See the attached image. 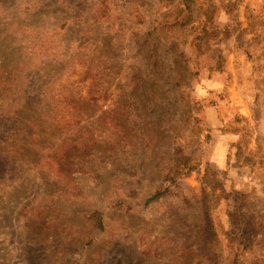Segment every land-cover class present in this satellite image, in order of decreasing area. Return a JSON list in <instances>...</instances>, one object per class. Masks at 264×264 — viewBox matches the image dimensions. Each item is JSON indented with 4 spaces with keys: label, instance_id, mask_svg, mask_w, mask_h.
<instances>
[{
    "label": "rangeland",
    "instance_id": "374dc122",
    "mask_svg": "<svg viewBox=\"0 0 264 264\" xmlns=\"http://www.w3.org/2000/svg\"><path fill=\"white\" fill-rule=\"evenodd\" d=\"M257 4L0 0V264H264Z\"/></svg>",
    "mask_w": 264,
    "mask_h": 264
},
{
    "label": "trees",
    "instance_id": "16d2710c",
    "mask_svg": "<svg viewBox=\"0 0 264 264\" xmlns=\"http://www.w3.org/2000/svg\"><path fill=\"white\" fill-rule=\"evenodd\" d=\"M156 199H158V193L151 200H156ZM203 218L204 219H203L201 245L205 250L211 252L216 249L218 238L211 213L207 208H205L203 212Z\"/></svg>",
    "mask_w": 264,
    "mask_h": 264
},
{
    "label": "crops",
    "instance_id": "0c3cea01",
    "mask_svg": "<svg viewBox=\"0 0 264 264\" xmlns=\"http://www.w3.org/2000/svg\"><path fill=\"white\" fill-rule=\"evenodd\" d=\"M258 1V4L257 5H261V6H263L262 8H264V0H253V2H254V4L256 3ZM227 141H234V138L232 137V136H229L228 137V139H227ZM217 152H219V150H217ZM225 153H226V150H224L223 148H222V153H220V157L221 158H223V159H225L226 157H225Z\"/></svg>",
    "mask_w": 264,
    "mask_h": 264
}]
</instances>
